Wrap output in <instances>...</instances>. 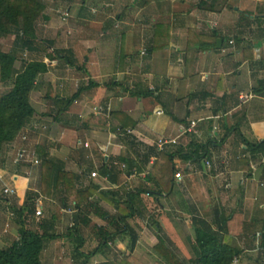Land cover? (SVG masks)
<instances>
[{
	"label": "crops",
	"instance_id": "obj_1",
	"mask_svg": "<svg viewBox=\"0 0 264 264\" xmlns=\"http://www.w3.org/2000/svg\"><path fill=\"white\" fill-rule=\"evenodd\" d=\"M40 1L45 8L33 45L21 50L10 36L22 60L42 62L47 73L30 95L34 117L0 151V165L11 162L9 187L19 198L0 202V248L17 239L21 223L43 220L54 224L52 240L79 237L83 253L107 233L108 244L126 256L131 228L132 256L141 264H164L159 241L182 264H195L193 218L215 229L226 213L227 232L243 249L239 264H264V0ZM243 96L251 99L243 103ZM191 122L196 126L187 132ZM159 141L175 142L161 154L180 148L191 158L175 156L180 180L172 176L170 193L153 196L147 175L158 162ZM21 151L34 159H19ZM44 159L70 172V190L92 195L76 206L53 182L43 194ZM27 191L35 205L22 204ZM128 194L135 216L119 220L114 203ZM10 210L15 215L8 219ZM71 220L76 230L69 235ZM142 243L152 249L145 260ZM110 252L93 260L119 264Z\"/></svg>",
	"mask_w": 264,
	"mask_h": 264
},
{
	"label": "trees",
	"instance_id": "obj_2",
	"mask_svg": "<svg viewBox=\"0 0 264 264\" xmlns=\"http://www.w3.org/2000/svg\"><path fill=\"white\" fill-rule=\"evenodd\" d=\"M207 1L211 2L212 0ZM44 8L40 0H0V42L5 40L7 36L14 35V43L17 47L21 48V50L27 47L30 48L36 40L35 24L42 15ZM223 8L224 5H221L218 9L214 8V10L220 11ZM18 60L15 48L6 53L2 52L0 48V83L11 82L12 85L7 92L0 95V151L21 134L26 128V124L34 117L35 112L30 105V95L36 88L35 83L38 77L47 73L46 65L42 62H25L23 60L20 61L23 65L21 70L16 71L15 65ZM73 101L74 99L69 100L67 105ZM153 155L156 158L158 157V162L154 165L152 164L153 166L147 178L154 181L156 188L149 190L148 193L153 196L160 195L162 191L170 193L171 177L175 173L172 160H174L175 156L189 159L191 155L183 154L180 148H178L177 153L172 155L161 153ZM40 168V189L43 194H46L45 188L51 182L54 183L55 187H58L61 183L65 186V195L72 203L79 206L94 191L78 194L70 190L69 187L72 186L71 183L73 181L72 175L63 168L58 169L51 161L42 160ZM104 172L108 173L107 166L104 167ZM130 196V194L127 195L124 203H117L116 201L114 203L123 214L119 220L125 221L135 216ZM22 208H18L17 211L22 213ZM230 217V214L226 213L221 219L219 217L220 224L215 229L206 220L193 218L194 248L198 251L197 258L191 260L193 263L231 264L235 256L240 257L243 249L238 247L234 239L228 234L225 225ZM37 227L39 231L28 229L21 223L18 228L17 239L13 240L9 246L0 248V264H43L41 258L45 243L56 239L58 235L54 233L52 221H39ZM75 230L74 226L71 229L70 227L67 229L69 235L74 234ZM129 234L128 249L132 254L135 250L137 236L131 228L129 229ZM112 236L111 234L108 236L107 233L103 235L92 253H83L79 250L82 246V240L78 237L74 246L75 251L78 252V258L81 260L78 264H88L94 254L104 251L103 247L109 246L108 242L109 239H112ZM155 249L162 255L164 264H182L178 260L179 258H176L170 249L164 246L162 241H159ZM120 264L141 263L130 255L123 259Z\"/></svg>",
	"mask_w": 264,
	"mask_h": 264
},
{
	"label": "rangeland",
	"instance_id": "obj_3",
	"mask_svg": "<svg viewBox=\"0 0 264 264\" xmlns=\"http://www.w3.org/2000/svg\"><path fill=\"white\" fill-rule=\"evenodd\" d=\"M0 43H1V45H0L1 51L4 53L10 51L13 47L12 38L10 36H7L5 38V40L1 41ZM17 52H18L17 56L19 58V61H21L22 59H25V57L23 55L24 54L23 51H17ZM16 65L19 66L20 65L19 62ZM11 87H12L11 82H8L6 84L0 83V95L7 92ZM2 162H4V161H2ZM10 163L11 162H8V164H6V166L4 168L0 165V202H1V205H5V203H9V202H11L13 204H19V198L16 194L9 195L8 197L2 195V190L6 187L8 188L9 185H11V183H12L11 173H13V171L10 168ZM36 203L37 202L35 201V198L33 197L32 192L27 191L22 204L35 205ZM43 204L44 205H49V204L51 205V204H55V203L54 202L53 203L52 202L51 203L46 202ZM70 206H72V205H70ZM69 215L72 216V214H69ZM73 223L74 222L72 220L69 221L70 229L74 226ZM37 225H38V223H37ZM37 225L34 223L27 224L26 228L39 231ZM67 229H68V227H67ZM75 244L76 243L69 241V240H66L63 243H60L59 240H52L50 247L43 250L42 258H41L42 263L43 264H78L81 260H80V258H78V252L75 251V247H74ZM127 244H129V242ZM97 245H98V241H94V243L92 242L87 247L82 248V249H84L87 253H92ZM140 248L143 251L141 259L145 260L147 257L146 252H148V251L151 252L152 249L147 243H146V245H145V243H142ZM124 249H126V251L123 254L126 256H122V253H120V255H119L117 253L119 250H117L114 247V245L113 246L109 245L108 247H103V250H105V251L111 250L112 252H110V254L113 253V255H117V256L119 255L118 257H114V258H112V256H110L111 260H115L119 264L121 263V261L123 259H126L127 257H129V256H127L128 254H131L129 252L128 247L127 248L125 247ZM93 259H94V257H92L89 260L88 264H96V261ZM253 259L254 258L251 256V258L249 257L248 261H251ZM149 264H157V263H154L152 260Z\"/></svg>",
	"mask_w": 264,
	"mask_h": 264
},
{
	"label": "built area",
	"instance_id": "obj_4",
	"mask_svg": "<svg viewBox=\"0 0 264 264\" xmlns=\"http://www.w3.org/2000/svg\"><path fill=\"white\" fill-rule=\"evenodd\" d=\"M249 99H251L250 96H243V97L240 98V101L243 102V103H246ZM101 110H102L101 108H96L95 109V112H100ZM195 126H196V123L195 122H191L190 127L187 129V132H193ZM22 140H26V138L23 136L22 137ZM170 144H173L174 145L175 142L174 141H168V142H166V141H159L156 144V146H155L156 151L158 153H162L164 147L167 146V145H170ZM27 158L28 159H34V156H33V154H29L28 155V153L26 154L24 151H21V153H19V159L26 161ZM33 164H38V162L36 160H33ZM206 164H207L208 167L211 166V164L209 162H206ZM97 174H98L97 171H93L91 173L90 177L91 178L92 177H96ZM180 175H181V173L177 172L176 173V176H174L175 179L180 180ZM262 185H264V182L262 183ZM13 194H16V189L15 188H10L9 187V188H4L2 190V195H4V196H7L8 197L9 195H13ZM35 210H36L35 211V217H36V219L38 221V220H40V217L43 216V209L39 206V207H36ZM14 215H15V212L13 210H10L8 219L9 218H13ZM240 260H241V257L235 256L234 260L231 261V264H239Z\"/></svg>",
	"mask_w": 264,
	"mask_h": 264
},
{
	"label": "water",
	"instance_id": "obj_5",
	"mask_svg": "<svg viewBox=\"0 0 264 264\" xmlns=\"http://www.w3.org/2000/svg\"><path fill=\"white\" fill-rule=\"evenodd\" d=\"M218 43L220 44V43H221V41L219 40V41H218Z\"/></svg>",
	"mask_w": 264,
	"mask_h": 264
}]
</instances>
